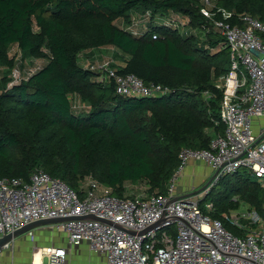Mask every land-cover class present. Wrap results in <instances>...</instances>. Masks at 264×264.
<instances>
[{"label": "trees", "instance_id": "trees-1", "mask_svg": "<svg viewBox=\"0 0 264 264\" xmlns=\"http://www.w3.org/2000/svg\"><path fill=\"white\" fill-rule=\"evenodd\" d=\"M215 3L264 21V0ZM201 5V0H0V64L13 66L12 46L46 61L18 80L5 76L0 83V179L28 182L42 168L81 196L88 176L118 197L137 196L128 187L139 184L165 194L180 150L209 148L224 131L223 90L216 84L229 71L230 48ZM172 15L188 22L173 26ZM103 47H113L116 60L124 62L110 65L119 74L170 92L120 94L110 75L80 60L82 53ZM206 201L213 203L208 214L214 219L223 221L242 202L264 217V186L247 170L222 178L202 199L204 210Z\"/></svg>", "mask_w": 264, "mask_h": 264}, {"label": "built area", "instance_id": "built-area-1", "mask_svg": "<svg viewBox=\"0 0 264 264\" xmlns=\"http://www.w3.org/2000/svg\"><path fill=\"white\" fill-rule=\"evenodd\" d=\"M201 4L200 12L213 21L230 48L229 71L225 80L216 84L223 90V133L211 140L209 148L180 150V164L165 194L118 197L88 176L81 196L42 168H37L28 182L1 178L0 238L35 220L93 214L100 220L79 218L53 224L64 239L59 245L42 248L48 264H75L74 253L83 244L102 264H264V217L248 205L245 212L234 209L224 213L222 221L201 207L211 187L241 169L264 186V137L258 141L264 136V21L218 6L215 0H201ZM149 15L147 12L143 18ZM177 16L168 20L173 26L181 24ZM138 23L136 20L129 28L134 30ZM13 48L21 53L12 46L9 56ZM110 65L103 61L89 67L110 75L122 95L159 96L171 90L161 84H146L133 74H119ZM191 162H204L210 168V178L214 177L211 186L188 196L198 184L182 189L179 184ZM206 205L213 208L211 202ZM15 240L4 244L1 251L13 250Z\"/></svg>", "mask_w": 264, "mask_h": 264}, {"label": "crops", "instance_id": "crops-1", "mask_svg": "<svg viewBox=\"0 0 264 264\" xmlns=\"http://www.w3.org/2000/svg\"><path fill=\"white\" fill-rule=\"evenodd\" d=\"M120 65L124 66V62L121 59H118ZM207 168V169H206ZM202 175H200V171ZM210 174V168L204 163H194L191 162L185 170V174L180 181L179 188L190 187L189 183L195 182L196 184H200L201 179L205 181L208 179ZM190 181V182H189ZM189 184V185H187ZM64 239V234L59 232L55 226L47 225L43 227L36 228L31 232L26 233L18 238H16L13 246V250H0V264H36L37 256H39V264H45L44 260L47 258L42 253V248L53 245L60 244ZM77 255L84 252H88L90 259L93 258V253H91L86 244L77 247ZM76 257V256H75ZM99 261L95 264H102L103 260L96 256ZM74 258V256H73ZM77 258V257H76ZM48 260V258H47ZM75 264L77 263L76 259H73ZM48 264V263H47Z\"/></svg>", "mask_w": 264, "mask_h": 264}, {"label": "rangeland", "instance_id": "rangeland-1", "mask_svg": "<svg viewBox=\"0 0 264 264\" xmlns=\"http://www.w3.org/2000/svg\"><path fill=\"white\" fill-rule=\"evenodd\" d=\"M134 13L136 14L134 17H136V18L141 16L140 12L136 11ZM175 16H177V15H175ZM177 17L180 18L181 25L188 22V19L186 17L180 16V15H178ZM119 24H122V22L119 21ZM116 55H117V51L113 47H103V48H99V49H95V50H89V51L82 53L80 55V60L86 66H89L90 64H93L96 62H103V61L108 62V65H109V62H111V66L112 67L114 66L116 68L117 65L121 64L120 62H118V60H116V58H117ZM10 57L13 58V62H14L13 66L8 67V66H5L3 64H0V83L2 82V80L5 76H7L10 79L15 80V78L27 75L31 71H34V70L42 67L46 63L45 59H43V58L25 57L22 53L16 52V50L14 48L11 50ZM217 82L220 83L221 81H217ZM208 132L212 136H214L213 129L208 130ZM216 136H214V137H216ZM245 170L246 169H241V171H245ZM200 172H201L200 175H202L203 171L201 170ZM182 177L183 176L180 177V180L182 179ZM209 179H210V177H208V179H205V181L203 179H201L202 183L195 186V188H193L192 191L199 190L201 187H203L206 184V182H208ZM189 184H191V183H189ZM189 184H187V185H189ZM209 186H211V183L206 188H208ZM214 187L215 186L211 187L210 191ZM128 188H132V190L135 191V194H138V195H144V194L150 195V194H152V193L146 191L147 187H145L143 185L140 186V184L137 186H129ZM107 190H110V189L107 188ZM207 203H208V201H206L204 203V207H205V210L208 214L210 209L207 207V205H206ZM247 207H248V204L242 202L241 206L237 210L239 212H245L247 210ZM93 255H94L93 258L90 259L88 252H86L84 250V252H82L81 254H78V255H77V253H74V258L76 259L77 263H79V264H94L99 260L96 257L97 254L93 253ZM44 262H45V264L48 263L47 258H45Z\"/></svg>", "mask_w": 264, "mask_h": 264}, {"label": "water", "instance_id": "water-1", "mask_svg": "<svg viewBox=\"0 0 264 264\" xmlns=\"http://www.w3.org/2000/svg\"><path fill=\"white\" fill-rule=\"evenodd\" d=\"M263 137L264 136H262L258 141H260ZM213 177L214 176H212L208 180V182H206V184L203 187H201L199 190L190 192V193H188L186 195L193 196V195H196L199 192L203 191L211 183ZM175 199H177V198H175ZM79 218H81V219H95V220H100L99 217H97L96 215H93V214H89V215H85V216L56 217V218H44V219L35 220V221H32V222H30L28 224L23 225L22 227L16 229L12 233H8V234H5L4 236H2L0 238V250H1L2 246L4 244H6L7 242H9V241H11V240H13L15 238H18V237H20L22 235H25L26 233L31 232L32 230H34L36 228L43 227V226H47V225L57 224V223H60V222H63V221H67V220L79 219ZM103 221L108 222V223H111L109 220H103ZM159 223H157V224L149 227L148 229H152L153 227H155Z\"/></svg>", "mask_w": 264, "mask_h": 264}, {"label": "bare ground", "instance_id": "bare-ground-1", "mask_svg": "<svg viewBox=\"0 0 264 264\" xmlns=\"http://www.w3.org/2000/svg\"><path fill=\"white\" fill-rule=\"evenodd\" d=\"M39 256H37V260H36V264H39V260H38Z\"/></svg>", "mask_w": 264, "mask_h": 264}]
</instances>
